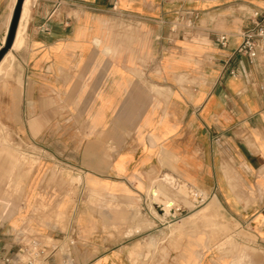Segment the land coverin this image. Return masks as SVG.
Returning <instances> with one entry per match:
<instances>
[{
  "label": "crops",
  "instance_id": "obj_1",
  "mask_svg": "<svg viewBox=\"0 0 264 264\" xmlns=\"http://www.w3.org/2000/svg\"><path fill=\"white\" fill-rule=\"evenodd\" d=\"M16 2L0 0V49ZM28 4L0 64V189L16 182L18 142L25 155L17 224L49 232L52 209L70 204L78 264H264V54L236 51L264 0ZM181 16L191 26L171 31ZM204 206L232 228L217 245L200 230L196 249L184 229L177 248V227Z\"/></svg>",
  "mask_w": 264,
  "mask_h": 264
},
{
  "label": "built area",
  "instance_id": "obj_2",
  "mask_svg": "<svg viewBox=\"0 0 264 264\" xmlns=\"http://www.w3.org/2000/svg\"><path fill=\"white\" fill-rule=\"evenodd\" d=\"M252 21L253 26L243 32L242 41L236 48L238 53L251 58L264 54V10H255ZM190 26V21L181 16L171 22V31ZM218 41L221 46H226L229 37L221 34ZM1 228L0 264H78L73 253L78 240L73 221L66 228L55 222L49 232L29 224H20L5 231Z\"/></svg>",
  "mask_w": 264,
  "mask_h": 264
},
{
  "label": "rangeland",
  "instance_id": "obj_3",
  "mask_svg": "<svg viewBox=\"0 0 264 264\" xmlns=\"http://www.w3.org/2000/svg\"><path fill=\"white\" fill-rule=\"evenodd\" d=\"M29 7V4H28ZM29 11V10H28ZM38 146H33V156L32 159H29V165L35 166L38 164L40 161V156L38 154ZM25 166V155H24V146L18 142V156H17V179L15 184L13 185L14 187L10 191V186L8 187H3L0 189V226L2 227L1 229L3 231L14 228L19 226L20 224L24 223H19L18 219V224H17V217H19L20 209L22 207V204L20 203L23 199V186H24V180L26 177V173L24 170ZM65 179L68 181V184H72L73 179H72V174L67 172L65 173ZM71 181V182H70ZM10 192H13L12 194V204H7L5 201L9 198H7L10 195ZM155 193V194H154ZM192 196L194 198V202L198 201L197 194L195 191H193ZM6 198V199H5ZM153 198L154 202L158 204H162L164 208V213L161 214L162 216H168L172 215L175 218L178 216V210H177V205L173 200H167L164 203L160 201V199L157 196L156 191H153ZM43 206H37L36 208V213L41 214L43 210ZM193 210L196 208H199L198 206H192L191 207ZM209 206H204L202 207L201 210H199L197 213H194L192 216L188 218V221L185 222V226L181 225L177 227V232L175 233V242L177 244V248H179V244L181 240H183V235L182 233L184 232V229H192V232L194 233V236L192 237V244H193V249L197 248V243L200 240L199 236H195L196 233H199L200 230L202 229H207L210 234L208 237V244L211 245H217L218 244V237L215 235L218 230L220 232H229V230L232 228L231 222L230 221H222L219 220V214L216 209H209ZM73 206L70 204L68 205H59L55 206L54 209H52V213L54 217L57 219V223H59L61 228H66L68 225L73 221ZM113 215H112V222L110 229L116 230L118 233H122V230H124V215H122V212L119 211V209L115 206H113ZM207 210V212H205ZM10 217H15L14 219L8 220ZM15 221V225H12V222ZM26 224V223H25ZM167 234V233H166ZM222 239V238H220ZM228 240V243H232L233 238L229 237L226 238ZM213 243V244H212ZM196 258V257H194ZM193 258V261H194Z\"/></svg>",
  "mask_w": 264,
  "mask_h": 264
},
{
  "label": "water",
  "instance_id": "obj_4",
  "mask_svg": "<svg viewBox=\"0 0 264 264\" xmlns=\"http://www.w3.org/2000/svg\"><path fill=\"white\" fill-rule=\"evenodd\" d=\"M23 1L24 0H17L16 2L6 42L4 46L0 49V61L3 59L4 55L7 53V51L12 46V43L16 36V31H17L21 11H22ZM153 205L159 213H164V208L162 207V205L156 202H153Z\"/></svg>",
  "mask_w": 264,
  "mask_h": 264
},
{
  "label": "bare ground",
  "instance_id": "obj_5",
  "mask_svg": "<svg viewBox=\"0 0 264 264\" xmlns=\"http://www.w3.org/2000/svg\"><path fill=\"white\" fill-rule=\"evenodd\" d=\"M23 3L24 4L22 5L23 7H22L21 15H20V24H19V27H18V30H17V36H16V40H15V43H14V47H19L21 45V43H22V31H21L22 21L27 17V15L29 13V11H28L29 10L28 0L23 1ZM5 59H6V56L2 59V62L0 64H2ZM0 67H1V65H0Z\"/></svg>",
  "mask_w": 264,
  "mask_h": 264
}]
</instances>
